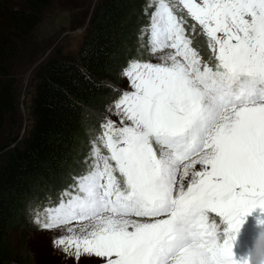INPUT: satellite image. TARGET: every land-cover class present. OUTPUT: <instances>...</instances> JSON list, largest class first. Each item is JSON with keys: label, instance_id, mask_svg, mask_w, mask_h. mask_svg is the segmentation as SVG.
Wrapping results in <instances>:
<instances>
[{"label": "snow or ice", "instance_id": "snow-or-ice-1", "mask_svg": "<svg viewBox=\"0 0 264 264\" xmlns=\"http://www.w3.org/2000/svg\"><path fill=\"white\" fill-rule=\"evenodd\" d=\"M181 3L206 34L214 63L201 61L183 19L159 3L149 39L154 52L172 51L128 69L132 90L115 105L123 126L108 125L109 156L80 179L82 195L45 225L90 221L75 242L77 256L235 264L232 236L218 242L219 222L234 233L243 214L264 210V0Z\"/></svg>", "mask_w": 264, "mask_h": 264}, {"label": "trees", "instance_id": "trees-1", "mask_svg": "<svg viewBox=\"0 0 264 264\" xmlns=\"http://www.w3.org/2000/svg\"><path fill=\"white\" fill-rule=\"evenodd\" d=\"M164 1L174 8L177 5L175 0L174 4ZM49 2L21 0L10 6L0 0V264H33L32 252L9 249L10 228L31 203L51 197L57 188L86 175L84 155L95 143L86 145L87 130L96 129L104 106L117 96L119 90L114 88L120 82L119 74L129 67H123V62L141 57L135 54L137 25L140 12L150 10L149 0H97L77 51L55 49L29 75V123L20 133L12 60L19 42L31 35ZM176 16L190 30L192 49L203 63L212 65L214 55L206 47L205 33L193 27L181 6ZM83 127L84 139L80 140ZM97 260L83 264L106 262Z\"/></svg>", "mask_w": 264, "mask_h": 264}, {"label": "rangeland", "instance_id": "rangeland-1", "mask_svg": "<svg viewBox=\"0 0 264 264\" xmlns=\"http://www.w3.org/2000/svg\"><path fill=\"white\" fill-rule=\"evenodd\" d=\"M15 6L21 0H1ZM97 0H50L46 10L42 13L39 23L35 26L31 35L27 39H22L16 51V57L12 60L11 73L15 79V94L17 95L18 103V119L17 129L21 133L27 127L29 121L27 118V103L28 91L30 90L29 78L36 65L52 53L55 49L62 53H75L82 41V35L88 21L90 12L93 9ZM177 1L174 8L171 3L164 1L173 10L174 15L178 8L183 5L180 4L181 0ZM162 0H149L150 10L140 12L141 19L137 25L136 36V55L141 57L135 61L131 59L123 62V67L129 65L128 68L121 71L119 74L120 82L117 83L119 92L116 97L108 101L103 109L100 120L96 124V129L87 130L86 145H90L88 154L84 155L88 162L86 167V175L91 171L96 170L97 165L101 168L103 166L104 157L101 155V150L105 156H109L106 140L107 135L111 134L108 125L111 122L113 128L122 127V115L115 107L121 98L124 91H131L129 87V77L127 71L134 63L152 62L156 63L159 58L170 53L171 49H162L153 51L154 44L150 42L149 33L151 31L150 25L152 20V12L156 10V6ZM174 4V1L172 0ZM190 17V16H189ZM193 27H199L202 32L203 29L192 18ZM185 28V36L191 46V36L188 38L190 30ZM194 29V28H193ZM193 33L196 31L194 29ZM206 38V47L209 53H212L211 48L208 46V38ZM203 39V38H202ZM201 39V40H202ZM197 43L200 39L195 40ZM201 46V43H200ZM118 80V79H117ZM117 82V81H116ZM93 100H96L93 98ZM16 127V125L14 126ZM9 128V126L7 127ZM84 128L81 129L80 140L84 139ZM114 164V162H112ZM196 170H200V165L194 166ZM118 175V173L116 174ZM190 180L185 177L184 183L187 186ZM79 182L68 183L64 187L57 188L58 190L52 194L51 197L45 199H38L31 203L23 215L22 219L12 226L9 231L7 245L10 250L17 252L25 251V254L32 252L33 264H83L88 262L89 259H98L97 261L106 260L103 257H97L94 254L84 253L81 250L79 256L76 255L75 242L83 237L84 229L90 225V221L71 220L67 223H54L52 227H45L51 222V217L55 214V209L61 204H66L74 197L82 195L79 189ZM133 219H137L133 217ZM211 219H218L213 214ZM241 223L234 233H225L228 227L226 221L219 224L220 234H218L220 243H223L225 235H231V252L232 259L235 264H246L248 254L252 250L255 240L259 233L264 231V210L259 205L251 209L250 212L243 214L240 217ZM90 230V227L88 228ZM249 231L250 234L247 232ZM64 240L65 243H59ZM71 240L73 243L68 244ZM24 247V250L23 248ZM46 256V257H45ZM82 259L85 261L83 262ZM106 264V262L104 263Z\"/></svg>", "mask_w": 264, "mask_h": 264}, {"label": "clouds", "instance_id": "clouds-1", "mask_svg": "<svg viewBox=\"0 0 264 264\" xmlns=\"http://www.w3.org/2000/svg\"><path fill=\"white\" fill-rule=\"evenodd\" d=\"M247 261L248 264H264V231H261L255 240Z\"/></svg>", "mask_w": 264, "mask_h": 264}]
</instances>
